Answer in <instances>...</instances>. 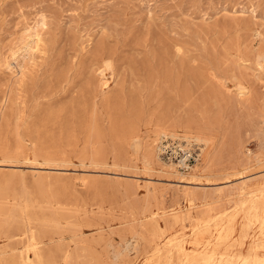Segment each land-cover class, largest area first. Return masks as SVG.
I'll use <instances>...</instances> for the list:
<instances>
[{
	"label": "rangeland",
	"instance_id": "obj_1",
	"mask_svg": "<svg viewBox=\"0 0 264 264\" xmlns=\"http://www.w3.org/2000/svg\"><path fill=\"white\" fill-rule=\"evenodd\" d=\"M0 264H264V0H0Z\"/></svg>",
	"mask_w": 264,
	"mask_h": 264
},
{
	"label": "bare ground",
	"instance_id": "obj_2",
	"mask_svg": "<svg viewBox=\"0 0 264 264\" xmlns=\"http://www.w3.org/2000/svg\"><path fill=\"white\" fill-rule=\"evenodd\" d=\"M33 37H35V35L34 36H32L31 38H30V40H29V45H31L32 43H33V40H32V38ZM29 48V46L25 49V50H27ZM179 52V51H178ZM177 52V53H178ZM242 92V91H241ZM239 93V92H238ZM244 93V92H243ZM241 95H243V94H241ZM240 95V96H241ZM173 135V134H172ZM185 135V134H184ZM167 136V133H166V130L165 129H162L161 130V132L159 133V135H158V137H157V139L158 140H162V139H164L165 137ZM144 141V140H143ZM196 141L197 142H199V143H201L202 142V140L201 139H199V138H196ZM204 150H205V148H204ZM201 158H202V160L204 161V155H202L201 156ZM234 175H237V173L236 174H234ZM220 176V175H219ZM155 216V215H154ZM226 217V216H225ZM237 217V215L236 216H234L233 218H231V220H234L235 218ZM157 218V217H156ZM151 219V218H150ZM211 225V224H210ZM223 225H224V223L223 222H221V223H219V224H216V225H214V226H211V227H205L202 231H200V235H201V237L200 238H202L201 240H196V243H198V244H201V242H203V241H205L206 239H210V238H213V237H220V236H224V235H226V232H224L223 230H222V227H223ZM197 231V230H196ZM199 234V233H198ZM197 235V234H196ZM195 237V236H194ZM197 238H199V237H197ZM194 242V241H193ZM167 243H169V242H167ZM190 243V242H189ZM214 243V242H213ZM197 244V245H198ZM180 245H181V243H180ZM193 245V244H192ZM209 245V244H208ZM214 246V245H213ZM194 247V246H193ZM199 247V246H198ZM178 248V247H177ZM196 249V248H195ZM194 249V250H195ZM184 251V250H183ZM249 253H251L252 255L253 254H255V253H252V252H249ZM210 254V253H209ZM263 254V253H262ZM259 256V255H258ZM262 257V256H261Z\"/></svg>",
	"mask_w": 264,
	"mask_h": 264
}]
</instances>
